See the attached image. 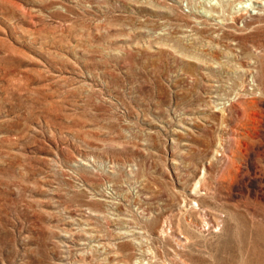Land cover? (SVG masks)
<instances>
[{"label":"rangeland","instance_id":"obj_1","mask_svg":"<svg viewBox=\"0 0 264 264\" xmlns=\"http://www.w3.org/2000/svg\"><path fill=\"white\" fill-rule=\"evenodd\" d=\"M242 1L0 0V264H264Z\"/></svg>","mask_w":264,"mask_h":264},{"label":"bare ground","instance_id":"obj_2","mask_svg":"<svg viewBox=\"0 0 264 264\" xmlns=\"http://www.w3.org/2000/svg\"><path fill=\"white\" fill-rule=\"evenodd\" d=\"M251 1V0H250ZM257 1L259 4H261L263 7H264V0H255ZM242 6L240 5V7L244 8V7H249V4L247 3V0L246 1H242L241 2ZM251 5V4H250ZM245 9V8H244ZM261 11V10H260ZM257 14V13H256ZM198 183V182H197ZM197 183L195 186H197ZM199 184V183H198Z\"/></svg>","mask_w":264,"mask_h":264}]
</instances>
